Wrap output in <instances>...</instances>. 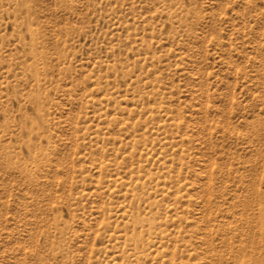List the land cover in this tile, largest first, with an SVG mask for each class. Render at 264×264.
<instances>
[{
	"label": "rangeland",
	"instance_id": "rangeland-1",
	"mask_svg": "<svg viewBox=\"0 0 264 264\" xmlns=\"http://www.w3.org/2000/svg\"><path fill=\"white\" fill-rule=\"evenodd\" d=\"M0 264H264V0H0Z\"/></svg>",
	"mask_w": 264,
	"mask_h": 264
}]
</instances>
